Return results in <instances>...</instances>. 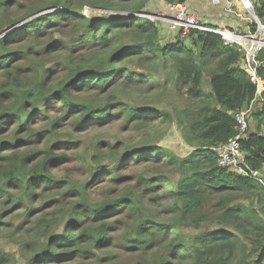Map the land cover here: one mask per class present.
Segmentation results:
<instances>
[{"label":"trees","instance_id":"1","mask_svg":"<svg viewBox=\"0 0 264 264\" xmlns=\"http://www.w3.org/2000/svg\"><path fill=\"white\" fill-rule=\"evenodd\" d=\"M153 2L159 10L160 0H0V238L17 244L26 264H117L118 253L139 252L157 253L152 264H264V185L219 166L217 151L239 134L234 114L253 103L256 130L240 144L249 171L264 176V92L257 97L244 54L220 37L193 31L187 42L172 36L165 43L163 26L142 15ZM86 8L129 15L93 20ZM256 13L264 23V0ZM151 62L170 69L177 88L206 107L175 115L134 107L129 87L141 97L158 86L143 75ZM259 74L264 80V66ZM123 117L141 133L158 118L176 117L192 151L181 158L158 145L124 142L123 152L105 157L75 140L87 125ZM120 157L163 169L146 184L174 186L165 193L174 196L170 216L132 199L90 200V179L110 173L108 181L121 180L112 172L119 162H107ZM80 170L90 179L82 183ZM203 224L216 229L184 232ZM10 260L0 248V264Z\"/></svg>","mask_w":264,"mask_h":264},{"label":"rangeland","instance_id":"2","mask_svg":"<svg viewBox=\"0 0 264 264\" xmlns=\"http://www.w3.org/2000/svg\"><path fill=\"white\" fill-rule=\"evenodd\" d=\"M263 1V0H262ZM177 3V2H175ZM151 4V3H150ZM148 6L144 16L145 18L151 19L153 22H157L162 26V21L160 20V14H169L167 11H160L161 9H155L152 5ZM174 4V2L172 3ZM166 6V7H165ZM165 9L168 5L165 4ZM169 9V8H168ZM170 10V9H169ZM171 11V10H170ZM88 18L93 20L96 19H123L128 13H119V11H110L106 9H90L86 8L83 12ZM40 15L37 14L35 16ZM33 16V17H35ZM32 17V18H33ZM32 18H28L22 22L31 21ZM164 30V29H162ZM164 41V40H163ZM170 40H165V43H169ZM127 68V67H126ZM212 69L205 73L204 79V91L210 92V83L212 77ZM134 73L138 74V71L133 70ZM143 75H152L155 79V83L158 86H152L150 89L156 90L152 94L147 96H139V90L131 86L129 87V102L134 107H140L141 105L146 106L151 109H157L165 114H174L176 109L189 108L191 106L197 108L206 107L207 103L196 102L186 96L184 91H181L176 86V77L173 76L170 69L166 70L160 63H148L145 69H143ZM141 104V105H138ZM156 112L150 113L149 116L154 117ZM174 122L166 123L162 119H157L152 125H148L145 128V133L134 131V128L130 127L127 123L128 119L123 117L118 119L111 126H99L98 123L95 125H87L83 130L82 135H78L75 140L80 141L82 147H93L97 153L102 154L105 157L111 155V153H121L126 147H121L125 144L129 146H153L158 145L163 147L167 152L178 156L186 157L192 149L185 143L183 136V128L180 127L174 117ZM107 124V122L105 123ZM131 132H127L126 130ZM256 130L254 125V119L252 121V126H250V131ZM99 142L106 143L105 145L99 146ZM113 147H117L113 149ZM68 150V148H67ZM111 157V156H110ZM109 166L113 163L119 162L114 169L113 173L120 175L122 178L119 181H108L110 173H104L98 177V180L90 179L88 170H80L78 173L81 174L80 179L86 182L90 179L91 184V195L90 200L93 202H101L105 200H118L121 198H127L135 200L138 203H143L147 206H151L155 210H159L163 213V216H170L168 214V207L172 206L174 201V196H165L166 191L174 190V186L171 185L167 180L159 181L157 188H149L146 184L148 180L158 181L159 171H163L159 166L150 164L147 161H142L136 157H129L125 160L120 158H115L107 160ZM91 163V161H90ZM89 163V164H90ZM109 168V167H108ZM165 172L161 173L164 174ZM61 175L65 174V169H61ZM78 176L76 177L77 180ZM173 181L177 182L179 177L172 178ZM161 197L160 199H157ZM62 225L58 230V233L62 232ZM214 224H203L199 231L193 229H184V232L188 236H195L204 234L210 230H215ZM0 248L5 256H10L11 260L8 264H26L25 254L22 252L21 248L13 243V241L2 237L0 238ZM28 256V255H27ZM117 264H152L157 260V253L144 254L142 252L136 254H122L117 255Z\"/></svg>","mask_w":264,"mask_h":264},{"label":"built area","instance_id":"3","mask_svg":"<svg viewBox=\"0 0 264 264\" xmlns=\"http://www.w3.org/2000/svg\"><path fill=\"white\" fill-rule=\"evenodd\" d=\"M195 1L197 0L168 3L172 14H160L159 21H162V25L165 24L166 28L173 32L175 39L179 41L187 42L191 33L197 31L220 37L227 46L238 47L239 51L244 54L243 70L257 86V97L262 98L264 80L259 70L264 66V60L260 59V55L264 54V23L256 13V7L261 0H211L213 5L223 7L237 20L246 23L244 33L208 26L201 22L190 9V3ZM253 105L252 103L248 110L234 114L239 134L217 150L219 166L242 176H250L264 185V176L259 172H251L247 168L240 144L251 126L250 114Z\"/></svg>","mask_w":264,"mask_h":264},{"label":"crops","instance_id":"4","mask_svg":"<svg viewBox=\"0 0 264 264\" xmlns=\"http://www.w3.org/2000/svg\"><path fill=\"white\" fill-rule=\"evenodd\" d=\"M155 9L157 2H153ZM165 4L168 5L164 0H160L158 6L161 9L160 11H168L169 14L172 12L166 8ZM165 6V7H164ZM191 11L199 18V20L205 23L208 26L218 27V28H227L238 33H244L246 30V23L237 20L235 17L227 13L223 7H218L212 4L211 0H197L190 3ZM163 29L161 30V36L163 40H172V32H170L166 25L163 24Z\"/></svg>","mask_w":264,"mask_h":264},{"label":"water","instance_id":"5","mask_svg":"<svg viewBox=\"0 0 264 264\" xmlns=\"http://www.w3.org/2000/svg\"><path fill=\"white\" fill-rule=\"evenodd\" d=\"M142 15H143V16H146L147 14H146V13H145V14L143 13ZM142 15H141V16H142ZM143 16H142V17H143Z\"/></svg>","mask_w":264,"mask_h":264},{"label":"clouds","instance_id":"6","mask_svg":"<svg viewBox=\"0 0 264 264\" xmlns=\"http://www.w3.org/2000/svg\"><path fill=\"white\" fill-rule=\"evenodd\" d=\"M172 34H173V33H172ZM191 34H192V33H191ZM173 36H174V34H173ZM174 40H176L175 37H174Z\"/></svg>","mask_w":264,"mask_h":264}]
</instances>
